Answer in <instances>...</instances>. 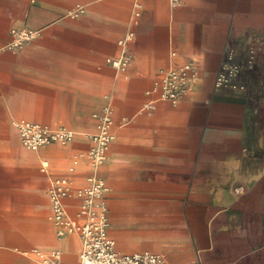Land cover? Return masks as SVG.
<instances>
[{
	"label": "crops",
	"instance_id": "0c3cea01",
	"mask_svg": "<svg viewBox=\"0 0 264 264\" xmlns=\"http://www.w3.org/2000/svg\"><path fill=\"white\" fill-rule=\"evenodd\" d=\"M0 0V264H44L60 250L80 264L82 240L57 220L51 181L79 219L92 174L107 190L121 254L172 264H264V0ZM14 28L37 31L11 46ZM125 68L109 58L123 53ZM190 64L178 103L161 98ZM193 79V80H192ZM112 109L106 159L92 146ZM67 127L75 138L25 146L18 122Z\"/></svg>",
	"mask_w": 264,
	"mask_h": 264
},
{
	"label": "built area",
	"instance_id": "2783aa9c",
	"mask_svg": "<svg viewBox=\"0 0 264 264\" xmlns=\"http://www.w3.org/2000/svg\"><path fill=\"white\" fill-rule=\"evenodd\" d=\"M179 2L180 0H173L174 4ZM142 6L143 0H136V17L140 15ZM12 33L11 46L15 48L37 36V31L29 28H14ZM133 37L134 32L129 30L120 40L122 55L117 59L109 58L115 66L125 68L130 62L127 44ZM191 70L190 64H186L167 71L159 87L161 98L178 103L181 92L187 88L191 80ZM112 123V109L108 108L98 131L90 136L92 146L78 154L75 161L80 157L89 158L95 165L105 161L110 143L115 137L111 131ZM18 127L23 144L31 149H38L51 142L67 143L75 138L74 130L67 127L50 128L28 120L19 121ZM106 190L105 182L97 175L92 174L89 177L88 186L78 191L82 197L79 208L81 220H78L69 216L64 202L72 193L70 181L66 177L54 178L51 181L50 197L57 220L67 230L75 231L81 237L80 264H172L162 254H121L116 250L115 241L109 234V208L104 200ZM41 256L44 264H66L60 250L42 253Z\"/></svg>",
	"mask_w": 264,
	"mask_h": 264
}]
</instances>
